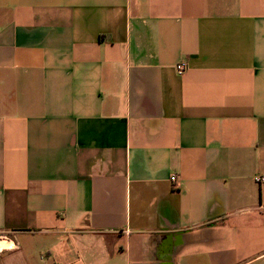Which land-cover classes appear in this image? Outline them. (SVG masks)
I'll return each mask as SVG.
<instances>
[{
	"label": "crops",
	"instance_id": "1",
	"mask_svg": "<svg viewBox=\"0 0 264 264\" xmlns=\"http://www.w3.org/2000/svg\"><path fill=\"white\" fill-rule=\"evenodd\" d=\"M0 264H264V0H0Z\"/></svg>",
	"mask_w": 264,
	"mask_h": 264
},
{
	"label": "built area",
	"instance_id": "2",
	"mask_svg": "<svg viewBox=\"0 0 264 264\" xmlns=\"http://www.w3.org/2000/svg\"><path fill=\"white\" fill-rule=\"evenodd\" d=\"M184 69H185V65H184V64L180 63V64H177V65H176V70H177L179 73L183 72ZM261 180H262V178H257V179H256V181H258V182H260ZM170 181H171V182H174V181H175V177H171V178H170Z\"/></svg>",
	"mask_w": 264,
	"mask_h": 264
}]
</instances>
